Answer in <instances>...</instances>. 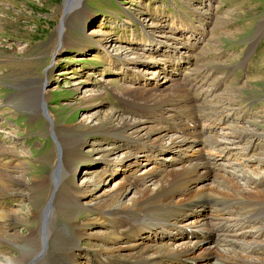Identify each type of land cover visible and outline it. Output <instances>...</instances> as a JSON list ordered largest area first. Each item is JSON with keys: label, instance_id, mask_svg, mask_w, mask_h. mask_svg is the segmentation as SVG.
I'll list each match as a JSON object with an SVG mask.
<instances>
[{"label": "rangeland", "instance_id": "obj_1", "mask_svg": "<svg viewBox=\"0 0 264 264\" xmlns=\"http://www.w3.org/2000/svg\"><path fill=\"white\" fill-rule=\"evenodd\" d=\"M65 2L0 0V147L8 152L5 169L12 178L18 177L22 182L0 185L5 190V196L0 197V210L13 215L4 227L8 233L20 236L18 241L1 240L0 254L19 258L22 252H35L24 240L33 236L36 242L44 240V232H41L46 228L45 213L49 209H53L55 216L49 240L53 256L72 252L70 235L77 239L75 229L82 225L87 227V235L80 244L90 259L95 262L100 253L105 254L111 245L94 237L100 231L92 224L97 214L70 203L66 193L74 191L75 186L84 188L92 176L104 174L101 187L95 193H88L90 198L82 200V204H93L102 202L126 184L124 176L129 171H123L128 167L121 163L126 153L120 147L122 144L108 134H92L89 127L98 124V118L93 116L99 112H102L101 118L113 112L128 121L138 119L129 115L134 112L125 101L136 98L135 93L128 94V89L142 87L144 79L153 78L151 66L136 67L134 71H139L142 78L136 84L122 75V68H127L123 62L145 56L143 42L153 39L162 45L160 47L171 46V43L179 49L178 53H186L179 43L185 42L188 34L176 33L179 26H192L198 31L195 36L198 48L194 52L191 73L169 84L175 87L171 103L179 101L183 107L175 106L177 103L168 106L169 102L154 105L151 112L179 113L180 119L188 120L184 122L189 128L195 122L200 128L209 126L208 122L220 121L223 117L234 120L235 126L246 129L245 138L236 144L243 152L238 165L244 166L250 177L227 168L230 174L236 173L230 177L248 189L253 181L251 177L264 178V32L259 37L264 31V0H83L80 15L75 13V7L67 22ZM73 4H77L76 1ZM252 49L253 57L244 66L243 59ZM164 75L173 78L170 73L156 78L162 76L159 81L163 82ZM222 128L214 134L218 140L238 141L229 123ZM177 137L172 131L165 143ZM205 138L211 145L209 141L214 137ZM81 140H85L82 153L85 159L61 153L62 146V150L71 155L79 154L76 149ZM115 146L118 147L115 155L109 157L113 162L111 172L103 173V164L99 163L103 150H114ZM202 151L207 153L209 149L202 148ZM172 157L171 152L165 153L153 163L139 156L138 162L144 165L133 169L137 171L135 176L144 177L157 170L161 162L168 163L164 166L167 170L173 169L170 167ZM62 161L78 166L73 172L63 167L64 171ZM183 165L178 164L176 168ZM57 172L63 176V182L51 202ZM155 182L149 181L130 191L122 199L123 203L130 204L136 192L157 188ZM207 183L211 188L218 186ZM202 186L198 184L197 189ZM13 217L23 223L19 225ZM187 219L186 223H190L198 217ZM179 238L175 243L173 237L166 241L172 246L193 241ZM65 240H68L66 244ZM210 242L202 247L214 248L215 244ZM120 245L125 246L123 254L131 253L126 249L131 244L125 241ZM259 250H262L259 256H264V247ZM235 251L244 257L252 256L240 248ZM52 255L38 264H56ZM80 260L86 263V259ZM214 263L220 264L217 260Z\"/></svg>", "mask_w": 264, "mask_h": 264}, {"label": "bare ground", "instance_id": "obj_2", "mask_svg": "<svg viewBox=\"0 0 264 264\" xmlns=\"http://www.w3.org/2000/svg\"><path fill=\"white\" fill-rule=\"evenodd\" d=\"M74 1L77 4H73ZM65 7V22H67L70 20L75 7H77L75 13L80 15L83 10V0H66ZM177 31L188 34L185 42L179 43L185 48L186 53H178L179 49L175 47L176 45L172 46L171 43L169 44L171 46L160 47L162 45L153 39L143 42L146 47L144 49L145 56H139L137 61L123 62L127 68H122V75L129 82L136 84L142 79L139 71H134L136 67L139 69L144 65L151 66L150 74L153 78L144 79L145 86L128 89L130 92L128 94L135 93L136 98L130 102L125 101L129 109L134 112L129 113V115L136 116L138 119L128 121L113 112H106L104 118H101L102 112H99L93 116L98 118V124L89 127L92 134H108L122 144L120 147H123L126 153L121 163L128 167L123 171H129L124 176L127 178L125 179L126 184L110 193L102 202L93 204H82V200L87 197L90 198L89 194L95 193L101 187L104 174L92 176L84 188L74 185V191L66 193L70 203L75 204L79 209H89L97 214L92 224L98 227L100 231L93 236L102 238L111 245L105 254H97L98 259L95 262L90 259V255L83 250L80 244L83 237L87 235L85 234L87 227L82 225L75 229L77 239H74V235H70L73 239L70 242L72 252L53 256L49 250V240L52 233V220L55 216L52 215L54 214L53 209H49L45 213L46 228L41 232V234L44 232V240L39 239V242H36L33 235H31L33 237L24 240L36 251L33 253L22 252L19 254V258L0 254V264H24V262L26 264H38L45 258L49 260L50 255L53 256L56 264H83L80 258L86 259L85 264H215L216 260L220 264H264V256H259L262 253L259 248L264 247V178L261 177L256 180L251 177L250 180H253L249 184L251 188H243L233 180L234 178L230 177L236 173L230 174L227 170V168H232L235 172L244 174V177H250L247 175L245 167L240 168L241 164L240 167L238 165L241 163L239 161L242 159L241 153L243 152L240 151L242 147L239 148L240 146L238 145V147L236 144L245 138L246 129L235 126L234 120L225 117L221 118L220 121H210L208 122L209 126L204 125L202 128L199 127L198 122H195L192 128H189V124L184 122L187 119L185 117L180 119L179 113H169L170 111H164L166 113L151 112L154 105H166L170 102L168 105L170 106V104L177 103L176 101L171 103V99H174L172 93L175 87L169 84L171 80L191 73V65L195 59L194 52L198 48V42L195 41L198 31L192 26L191 28L179 26ZM96 32L99 31L96 30ZM119 60V63L122 62L121 58ZM167 73L173 75V78H166L164 75V81L160 82L163 74ZM159 75L162 76L156 78ZM179 104L178 101L175 106ZM50 117L54 120L52 114ZM228 123L233 127L231 131L237 137V142L231 138H226L225 141L218 140L214 135L218 129ZM172 131L178 137L170 139L169 143L166 144V139ZM209 135L214 137L213 141H209L212 143L211 145L207 144L205 138ZM80 143L79 148L76 149L79 154L71 155L62 150V146L60 147L61 153L78 159H85V156L82 155L85 140H81ZM145 147L146 149H143ZM202 148H208L209 151L203 153ZM117 149L118 147L115 146L114 150H103V157L99 161L103 164V173L111 172L112 168L110 167L113 162L110 161L109 157L114 156V151ZM169 152L173 154V157L170 158L172 159L170 167L173 169L167 170L164 166H167L168 163L161 162L157 170L148 172L144 177L135 176L137 171L133 169H136V166L142 167L144 165L138 162L139 156H143L147 160L149 158L154 163V161L157 162L158 157ZM7 154V150L0 147L1 186L11 184L13 181L21 182L18 177L12 178L10 172L5 169L6 166L8 167V163L5 162ZM161 158L164 159V157ZM187 162L190 165L187 166ZM183 163V166L176 168L178 164ZM77 166L73 162L70 164L62 161V170H64L63 167H66L73 172ZM57 176L51 194V202L54 199L52 196L57 194L63 182V176L58 175V172ZM149 181H156L157 188L136 192L130 204L123 203L122 199L130 191L146 185ZM207 182H212L218 186L211 188ZM200 183L203 186L197 189V185ZM4 192L5 190L0 188V197L5 196ZM211 201L215 202L210 203ZM223 202L232 206L228 207ZM12 216L8 211L0 210V241H18L20 239L18 234H10L4 227V224L10 221ZM189 216H195L198 219L186 223ZM156 219L159 221L149 223L156 221ZM15 220L19 225L23 223L18 217ZM172 237L175 239L174 243L180 239L179 237L190 238L193 241L190 243L184 241L185 243L180 246H176V244L172 246L173 244L170 245L166 241V239L171 241ZM125 241L131 244L126 247L127 251L131 253L123 254L122 251L125 250V246L121 247L120 244ZM208 241H211L210 243L213 245L215 244L214 248H203V245L208 244ZM67 242L68 240H65L64 244ZM228 247L229 249H227ZM236 248L251 253L253 257L242 256L243 254L235 251ZM230 255L232 256L229 257ZM213 260L215 261L213 262Z\"/></svg>", "mask_w": 264, "mask_h": 264}, {"label": "water", "instance_id": "obj_3", "mask_svg": "<svg viewBox=\"0 0 264 264\" xmlns=\"http://www.w3.org/2000/svg\"><path fill=\"white\" fill-rule=\"evenodd\" d=\"M253 53H254V50L253 51H250V52H248L246 54L245 59H244V64L247 65L249 63L250 59L252 58Z\"/></svg>", "mask_w": 264, "mask_h": 264}]
</instances>
